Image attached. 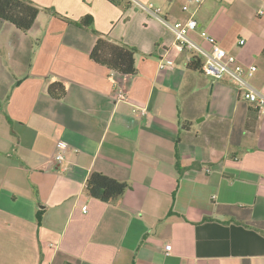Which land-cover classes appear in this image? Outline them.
<instances>
[{"label": "crops", "instance_id": "crops-1", "mask_svg": "<svg viewBox=\"0 0 264 264\" xmlns=\"http://www.w3.org/2000/svg\"><path fill=\"white\" fill-rule=\"evenodd\" d=\"M30 1L28 32L0 19V264H264V116L236 84L191 70L132 0ZM137 1L196 19L190 37L255 65L264 92V0ZM87 17L138 50L134 76L93 61ZM94 173L129 185L119 203L88 193Z\"/></svg>", "mask_w": 264, "mask_h": 264}, {"label": "trees", "instance_id": "trees-1", "mask_svg": "<svg viewBox=\"0 0 264 264\" xmlns=\"http://www.w3.org/2000/svg\"><path fill=\"white\" fill-rule=\"evenodd\" d=\"M114 1L117 2V0ZM40 12L41 9L30 0H0V19L13 24L25 33L34 26ZM73 23L90 29L97 36L96 45L91 53L93 61L124 76H134L137 73L138 50L136 48L113 43L103 37L93 29V20L90 17L79 22L73 21ZM201 67L202 60L199 57H193L189 68L201 72ZM49 94L56 100H62L66 95V87L62 83L52 84L49 87ZM86 188L88 193L99 201L119 203L129 189V185L101 173H94L87 181Z\"/></svg>", "mask_w": 264, "mask_h": 264}, {"label": "built area", "instance_id": "built-area-1", "mask_svg": "<svg viewBox=\"0 0 264 264\" xmlns=\"http://www.w3.org/2000/svg\"><path fill=\"white\" fill-rule=\"evenodd\" d=\"M140 9L149 13L156 18L166 29L170 30L175 36V47L180 53L189 51L192 53L190 61L193 57H199L202 60L201 72L215 80L225 78L231 79L237 86L239 92L243 95L250 105L257 110L259 114L264 116V92L256 89L251 84V79L257 72L255 65L244 66L238 63L235 56L230 55L217 40L210 36L206 31H201L200 35L206 40L209 47H206L190 37V32L198 31L199 23L196 19L191 18L186 22H171L166 17L161 15V9L155 8L153 5L143 4L137 0H132ZM194 3L201 5L203 0H194ZM187 9V8H186ZM245 41L241 40L240 44ZM164 68L165 65H162ZM119 101L127 100L124 93L118 96ZM66 145L58 143L55 161L62 164L65 161ZM210 172V170H208ZM87 212V207L83 208ZM171 245H167L166 251L171 252Z\"/></svg>", "mask_w": 264, "mask_h": 264}]
</instances>
